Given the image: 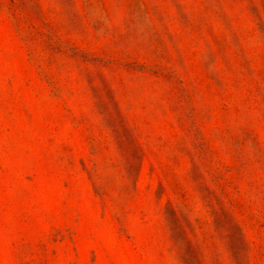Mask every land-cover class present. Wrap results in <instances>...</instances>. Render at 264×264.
Instances as JSON below:
<instances>
[{"label": "rangeland", "instance_id": "rangeland-1", "mask_svg": "<svg viewBox=\"0 0 264 264\" xmlns=\"http://www.w3.org/2000/svg\"><path fill=\"white\" fill-rule=\"evenodd\" d=\"M0 264H264V0H0Z\"/></svg>", "mask_w": 264, "mask_h": 264}]
</instances>
